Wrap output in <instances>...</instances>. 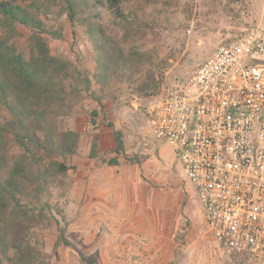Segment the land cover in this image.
Segmentation results:
<instances>
[{
	"label": "rangeland",
	"instance_id": "374dc122",
	"mask_svg": "<svg viewBox=\"0 0 264 264\" xmlns=\"http://www.w3.org/2000/svg\"><path fill=\"white\" fill-rule=\"evenodd\" d=\"M33 1L22 4L29 6ZM236 1L158 0L157 9L161 12L157 15V26L144 43L146 49L155 51L159 59L169 64L160 90L184 81L216 48L264 22V0ZM37 2H43L49 8L40 16L46 27L62 33L61 40L47 37L52 54L65 57L78 70L93 73V55L82 29L76 28L72 35L69 23L59 15L55 4L47 0ZM18 30L26 34L22 27ZM23 43L24 40L19 39L22 47ZM93 90L96 91L97 86ZM152 101L153 98L132 97L125 85L114 83L104 100L103 114L122 135L125 155L117 156L119 161L128 165V157L139 164L127 166V169L138 172L137 184L148 183L144 194L146 204H171L164 222L156 224V219L154 224L145 221L124 224V209L117 224H105L99 217L97 205H90L126 204L127 198L120 187L116 188L114 199H111L110 191L93 195L86 189L89 184L87 171L94 167L108 182L106 162L115 156V147H112L115 144L112 130L102 125L101 120L96 121L95 127L90 125L88 112L96 105L83 99L75 107L73 117L60 124L62 131L80 134L78 153L65 159L70 171L61 184L51 189L50 196L41 200L42 204L49 203L63 211L68 222L67 238L73 251L65 248L53 251L58 235V227L54 224L47 230L33 229L30 234L33 244L49 256L48 264H82L78 260L80 255L85 259L83 264H236L225 258L206 234L193 187L184 181L170 147L155 141L146 126L144 112ZM5 118L7 115L0 108V124ZM94 140L101 143V148L99 146L96 157L90 159V145ZM18 153L12 147L11 154ZM92 179L91 183H94ZM131 192L132 204H138L139 192ZM154 210L150 217L158 216ZM136 214L140 213L137 211ZM56 219L62 227L59 217Z\"/></svg>",
	"mask_w": 264,
	"mask_h": 264
},
{
	"label": "trees",
	"instance_id": "16d2710c",
	"mask_svg": "<svg viewBox=\"0 0 264 264\" xmlns=\"http://www.w3.org/2000/svg\"><path fill=\"white\" fill-rule=\"evenodd\" d=\"M25 1L0 0V108L7 115L0 124V264H48L49 256L33 244L30 234L53 224L58 227L53 251H73L63 211L41 203L62 183L71 169L65 159L77 155L80 145V134L60 130L61 122L73 117L83 99L93 102L90 125L101 120L112 130L115 157L106 165L118 168L124 143L103 114L104 100L114 83L125 85L137 99L156 98L169 65L144 43L157 26L158 0H47L66 18L72 35L82 29L93 55V73L52 54L47 37L61 40L62 33L49 30L41 20L48 6L37 0L24 6ZM12 147L19 153L11 154ZM98 149V141H92L90 159ZM126 163L139 166L128 157ZM78 260L85 261L81 255ZM238 264L253 263L245 257Z\"/></svg>",
	"mask_w": 264,
	"mask_h": 264
},
{
	"label": "built area",
	"instance_id": "2783aa9c",
	"mask_svg": "<svg viewBox=\"0 0 264 264\" xmlns=\"http://www.w3.org/2000/svg\"><path fill=\"white\" fill-rule=\"evenodd\" d=\"M230 262L264 264V22L222 44L144 112Z\"/></svg>",
	"mask_w": 264,
	"mask_h": 264
},
{
	"label": "crops",
	"instance_id": "0c3cea01",
	"mask_svg": "<svg viewBox=\"0 0 264 264\" xmlns=\"http://www.w3.org/2000/svg\"><path fill=\"white\" fill-rule=\"evenodd\" d=\"M113 140V139H112ZM114 142V141H113ZM101 148V143H98ZM115 144V143H114ZM113 148L116 147L112 146ZM115 157V156H113ZM119 162L118 168H112L108 167V176L109 178L106 180L103 179V176L99 172H97V169L94 167V169H88V177H89V184L87 185L86 189L91 190L93 195L95 192H98V195H103L107 191H110V197L111 199H114L115 191L117 187L122 188L123 193H126L127 203L126 204H90V205H97L99 209V217L103 219L105 224H117V219L120 218V214H122V210H125L124 219L122 220V223L124 224H130L132 222L137 223V221H142L145 223H151L159 224L160 222H164L165 214H169L171 211V204H161L155 206L154 204H146L145 202V192L147 191L148 183H138L137 180L140 178L138 175V172H135L134 170L127 169L126 164H122L119 159L117 158ZM131 167H137V166H131ZM180 169V167H179ZM117 173V174H116ZM141 175V174H140ZM91 178L94 181V183H91ZM96 178V179H95ZM144 183V184H143ZM137 186V187H136ZM149 186V185H148ZM131 190H135L139 192V196L137 197L138 204H132L130 200V194L132 193ZM198 209L199 205L197 203ZM91 207V206H90ZM150 207V208H149ZM156 209L158 216L156 217L154 214L150 217V214H152V211H155ZM140 214H136V212ZM200 211V209H199ZM166 212V213H165ZM201 213V212H200ZM203 219V217H201Z\"/></svg>",
	"mask_w": 264,
	"mask_h": 264
}]
</instances>
